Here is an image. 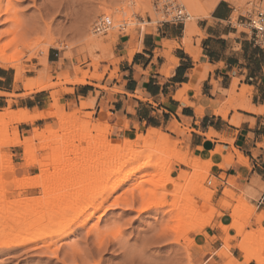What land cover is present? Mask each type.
Listing matches in <instances>:
<instances>
[{"label":"rangeland","instance_id":"374dc122","mask_svg":"<svg viewBox=\"0 0 264 264\" xmlns=\"http://www.w3.org/2000/svg\"><path fill=\"white\" fill-rule=\"evenodd\" d=\"M193 1L202 14H209L208 8L211 6V3L221 0ZM226 1L234 10L231 22L236 27L237 19L250 12L253 6H257L258 4L264 6V0H247L246 2L243 0L239 4L240 6L229 2V0ZM0 3L2 9L9 10V15L0 18V33L15 35L18 30V33L23 37L21 42L14 45L9 51L6 50L7 55L17 56L14 64L19 71L12 68L0 67L11 72L14 92L21 91L23 94L15 96L12 93L5 96L20 100L37 93L35 88L31 89L32 93L29 92L30 90H24L23 85L32 83L43 73L45 84H55L53 88L41 93L49 97L48 104L50 108L54 104L57 105L56 115L58 117H66L67 114L74 112L76 113V121L71 125L80 128L89 124L86 134L88 135L90 144L86 150V154H91L99 147L103 133L106 132V127L109 129V126L107 124H98L92 119V114L84 113L86 109L92 108V105L85 103L87 108L81 109V105L83 104L81 102L78 108L73 105L68 111L67 106L63 104L62 98H65V94L72 93L73 88L82 86L106 91V87L101 85L104 82L109 83L115 78L116 68L112 71L109 69L115 63L113 52L114 46L119 39H130L131 41L136 37V32L143 30L148 23L151 26H156L158 23L164 21L163 14L171 12L169 10L170 5L182 6L184 12L188 14L187 7L182 0H73L74 6L71 11H65L67 0H0ZM124 8L130 13L123 14L122 9ZM99 17H107L112 22L111 28L104 34H94L93 31L94 24ZM203 18L205 17H199L196 23ZM186 22L189 21L187 20ZM74 25H77V27H74ZM122 27L124 28L121 29ZM237 28L241 32L249 33L245 27ZM30 30H34V32ZM197 36L200 37L199 34H196L192 39ZM96 38L104 46L102 50L95 49L89 45L90 41ZM3 40L4 36L0 35V43H3ZM51 41L53 45H49ZM42 50L48 51L46 66H44L42 61L43 57H45ZM18 72H22V78L19 82H14V76ZM64 74L68 81L82 78L86 74L88 76L86 79L87 84L73 85L68 83L60 85L59 83L63 81L60 79H62L61 77ZM233 82L237 83L236 93H238L242 87L238 88L239 82L237 80ZM248 93L250 94V91ZM225 99L218 103L222 104ZM3 111H0V114ZM232 117L237 118L239 124L244 120L238 114L234 115L233 113ZM46 120L49 121L44 124H38L37 127L32 128L30 132L25 133L23 136L19 135L16 129V125L19 124L11 125L6 130L0 132V223L6 220V217H10L8 224H30L36 221L37 212L43 207V205L36 206V200L41 197L40 192L42 190L54 184L52 181H47L40 186H32V180L37 176H40L42 173L49 174L52 171L49 152L47 150H40V148L44 147V142L38 140L33 142L36 152L31 158L24 157L26 147L7 146V143L9 145V142H12L16 137L19 141L32 137L33 132H35L34 130L39 132L46 128L56 129L61 126L58 118H48ZM247 121L253 123L251 120ZM93 127H96L97 130H94ZM179 130L181 132L178 136L169 131L159 130L161 134L168 137L166 148L175 152L177 151L176 153L182 158L185 157L191 161H198L199 159L200 164H202V166L199 165L201 169L198 168L196 171L192 168L181 166L178 162L174 161L165 170V173L168 174H165L164 178L162 177L164 181L162 182V188H153L149 184L143 183L141 189L145 193L148 190H154L158 198L161 200L166 199L167 203L170 204L172 200L170 195L173 194V188L166 184L172 182L174 178H180L183 182L179 184L181 188H174L176 192L179 188L182 189V187H186L187 184L191 183L190 181L193 180L192 178H194V175L196 176L197 172L201 173L198 181H203L202 186L205 189L215 190V194L209 202L210 209L208 208L203 211L202 214L208 216L212 215L215 211H219L222 216L212 220L207 226L203 227L199 234H190L187 238L188 243L183 239L175 240L173 229L176 226L175 221L178 218L171 220L170 217L175 216L177 213L172 206H165L157 210L156 213L147 212L139 218H137L138 216H136L135 212L124 213L122 210L114 209L108 210L105 214L101 212L96 213L86 228L79 230L66 240L56 243L49 250H46L40 244L34 248L31 246L32 248H21L13 252L0 249V264H49L48 260L51 257L42 253L55 250L58 259L63 260L64 264H125L130 259H134L135 264H203L202 248L196 240V237L202 235L205 236L209 243H215V249L208 254V256L214 255L216 259L215 264H230L229 257H233L231 259H235L237 264H240V260H243L241 264H255L243 259V254L237 250V245L241 243V240L245 239H250L249 241H252L251 244L253 243L252 247L256 250L264 247V222L256 224L263 217H260L261 213H257L256 206L250 202V199H255V197L249 193H236L227 187L219 190L216 181L212 177L214 167L212 166L210 171H207L210 161H203L198 156L191 155L187 148L183 147L186 130L181 128ZM147 131L133 134L127 139L113 141L109 130L107 141L111 144H123L125 140L133 141L135 136L146 135ZM174 142H178V144L173 147ZM75 145H78V143H75ZM86 146L87 144L82 142L80 149ZM12 147H19L17 154H20L18 162L20 163V171L22 172L17 173V175H15L16 168L13 173L8 172L9 168L14 167L12 162L13 156L4 151ZM73 157L74 155H71L69 158L72 159ZM28 161H34V165L26 167L25 163ZM93 165L95 163L91 162L89 166L84 168L80 166L75 167V175L87 173L86 170ZM40 167L43 168V172H40ZM152 171L154 170H145L142 174H137L131 180L125 182L109 201L112 202L116 199L125 198L127 193L139 181L148 180L153 173ZM99 175L95 174L92 176V180H90L92 182L97 180ZM119 176L120 174L114 179ZM5 184H11L13 187L5 188ZM227 189L233 193L234 200L231 201L223 195V191ZM82 192H84V189ZM199 197L198 192H192L189 194L188 200H193V198L195 200ZM238 197H241V201L237 200ZM223 200H227L230 204H223ZM108 204H105L104 208H108ZM139 204L140 202L134 208L137 209ZM4 207L10 208L4 210ZM169 211L172 215L168 214ZM12 213L15 214L12 215ZM98 217L100 218L99 222H97ZM233 218L237 223L244 224L245 226L240 227L243 230L241 236L231 241L229 249L226 251L224 250L225 244L222 240L225 237V233L221 227L228 228ZM96 223L105 231V242L112 244V246H110L108 251L98 253L94 258H87L84 254L87 251L86 249H89V244L85 242L84 238L86 237L88 228ZM206 232L209 234L206 235ZM226 234L233 238L236 236V231L230 229ZM166 239L167 242H165ZM191 239L194 242L193 246L190 245ZM186 247H189L188 251ZM262 257L264 258V253ZM50 264L62 263L53 260Z\"/></svg>","mask_w":264,"mask_h":264},{"label":"crops","instance_id":"0c3cea01","mask_svg":"<svg viewBox=\"0 0 264 264\" xmlns=\"http://www.w3.org/2000/svg\"><path fill=\"white\" fill-rule=\"evenodd\" d=\"M233 13L230 4L221 0L208 17L197 21L200 37L192 39L193 47L199 48L196 60L183 49L184 23H148L133 40L121 38L114 46L115 63L109 70L117 71L114 79L101 85L106 91L76 87L62 100L68 111L81 102L92 105L84 113L92 114L98 124H107L113 141L148 129L177 136L179 128L186 130L183 147L213 164L212 177L218 189L252 191L255 199L248 198L264 217V49L252 45L250 33L238 30L245 27L241 18L234 26ZM167 52L176 63L168 60ZM234 80L239 89L249 88V104L259 114L238 110L229 112L225 119L217 115L218 102L225 99ZM189 85L192 89L183 94L185 102L177 101V94ZM12 93L23 94L14 92L11 72L0 68V111L32 113L50 108L49 97L41 92L20 100L5 96ZM233 113L244 119L238 126L231 124ZM47 121L19 123L16 129L23 136ZM17 150L19 147L4 150L13 156L15 175L22 172ZM196 240L202 248L203 264H215L214 255L208 256L215 243H209L204 235Z\"/></svg>","mask_w":264,"mask_h":264},{"label":"bare ground","instance_id":"6f19581e","mask_svg":"<svg viewBox=\"0 0 264 264\" xmlns=\"http://www.w3.org/2000/svg\"><path fill=\"white\" fill-rule=\"evenodd\" d=\"M182 1L187 7L186 10L188 14H190L188 15L189 22H186L184 26V39L182 41V45L184 51L196 60L199 56V48H194L192 45V37L199 33V30L196 27V20L199 17H208V14H202L193 0ZM242 1L243 0H229V2L235 3L236 5H239ZM244 1L246 2L247 0ZM217 3L218 1L212 2L211 6L208 8V12H211ZM137 9L139 10V8ZM122 10L125 15L130 13L125 8ZM8 12V9H2L0 7V18L2 16L9 15ZM105 14L107 15V13ZM75 26L77 27V25H74V27ZM34 30L31 32H34ZM94 37L96 36L94 35ZM49 45H53V42H49ZM89 45L98 50H102L104 48L102 43L98 41L97 38L90 41ZM171 47H168L169 52ZM44 52L43 54H45V57H43L42 61L44 66H46L48 51L45 50ZM169 52L165 53V56L170 62L176 63V61L169 56ZM16 59L17 56L7 55L6 50L0 52V67L12 68L19 71V69L17 70V66L14 64ZM43 76L44 75L42 73L32 83L23 85L24 90H30L29 92H31V89L35 88L36 92L39 93L53 88L55 84H45ZM65 76V74L62 75V79L60 80L63 81L59 83L60 85L68 83L73 85L87 84L86 79L88 76H86V74H84L82 78L74 79V81L71 80L72 82L68 81ZM21 78L22 72L16 73L14 76V82H19ZM236 85V82H232L230 89L226 93V99L218 109L217 115L225 119L229 111L235 112L238 110L251 114H259L260 111L249 104V88L243 86L241 90L236 93ZM190 89H192V85L185 86L183 90L177 94L175 99L180 102H185L183 94ZM0 96H2V94H0ZM85 103L81 105V109L87 108ZM56 109L57 105L54 104L51 108L40 112L33 111L30 113L27 110L13 112L6 109L2 114H0V132L6 130L11 125L19 123H34L48 118H58L61 125L56 129L46 128L39 132L34 130L35 132H33L34 134H32V137L30 138L27 137L22 141H19L16 137L12 142H9V145L7 143V146L26 147L24 157L31 158L36 152L33 142L36 140L44 142V147L40 148V150H47L49 152L52 171L49 174L42 173L40 176H37L34 180H32V186L37 187L47 181H52L54 184L42 190V192H40L41 197L36 200V206L39 207V205H43V207L40 208V211L38 210L39 212H37L36 221L30 224H8L10 217H6V220H3L0 223V249L7 252H13L14 250L21 248H34L40 244L43 248L49 250V248L56 245V243L64 241L70 236L76 234L79 230L86 228L90 221L95 217L96 213L101 212L102 214H105L106 212L104 209L106 208H104V205L110 202V198L121 189L123 184L131 180L137 174H142L148 169L154 170L152 171L153 173L150 178H155L156 182L148 183V180L139 181L137 185L127 193L125 198L116 199L110 202L108 204V210H114L109 208V205L115 201H119V210H122L124 213L135 212L136 216H138L137 218H139L147 212L151 211L156 213L157 210L164 208L165 206H172L175 208L177 213L175 216L170 218L171 220L178 218V220L175 221L176 226L173 229L175 240L178 241L179 239H183L187 243V238L190 234H199L203 227L207 226L212 220L222 216L219 211H215L212 215L208 216L202 214L203 211L208 208L210 209L209 202L215 194V190L205 189L202 186L203 181H198L201 174L199 172H197L196 176L194 175V178H192L193 180L191 179V183L187 184L188 186L186 185V187H182V189H180L181 187L179 186V184L183 182L180 178H174L172 182L166 184L173 188V194L170 195L172 198L170 204L167 203L166 199L161 200L158 198L156 196L157 193L155 194L154 190V192L151 189L145 193L141 189V185L143 183L149 184V186H152L153 188L163 186L162 182L164 181L162 180V177L164 178V175L168 174L165 173V170L174 161L178 162L181 166L192 168L196 171L200 168L199 165L202 166L199 159L198 161H191L185 157H180L176 153L177 151L168 150L166 148L168 137L161 134L159 130L148 129L146 135L135 136L134 140L132 139L133 141L125 140L123 141V144H111L107 141L109 129L106 127V132L103 133L99 147L91 154H86V150L90 144L88 135L86 134L89 124L80 128L75 125H71L76 121V113L71 112L67 114L66 117H58L56 115ZM231 124L238 126V119L232 118ZM93 129L97 130L96 127H93ZM82 142L86 143L87 146L80 149V144ZM75 143H78V145H75ZM174 144L176 146L178 142H174ZM71 155H74L72 159L69 158ZM91 162L95 163V165L90 168L88 167L89 169L86 170L87 173L75 175V167L80 166L84 168L89 166ZM25 165L26 167L34 165V161H28ZM212 166L213 164L209 163L207 171H210ZM14 170L15 167H11L8 172L13 173ZM43 171V168L40 167V172ZM95 174L100 175L97 180L92 182L91 178ZM118 174H120V176L114 179ZM1 186L3 185L1 184ZM4 187L9 188L13 187V185L5 184ZM178 187L180 188L175 192L174 188ZM83 189L84 192H82ZM192 192H198L200 197L195 200L194 198L193 200H188L189 194ZM246 193L251 194L252 191L249 190ZM223 195L231 201L234 200L233 193H231L228 189L223 191ZM237 200L241 201V197H238ZM138 202H140V204L137 209H135L134 206ZM222 203L227 205L230 204L227 200H223ZM147 205L151 206L148 207ZM142 207H144V211L140 210ZM8 208L10 207H4L3 209L6 210ZM14 214L12 213V215ZM168 214L172 215L170 211ZM234 218L228 228H223L224 226L221 227L222 231L225 233V237L222 240L225 244L224 250L226 251L229 249V243L241 236L243 230L240 227L245 226L244 224L237 223ZM263 220L264 217L259 219L256 224H260ZM99 221L100 218L98 217L97 222ZM230 229L236 231V236L233 238L226 234ZM104 232L105 231L100 228L98 223L91 225L88 228V232L84 238L85 242L89 244V249H86L87 251H85L84 254L87 258H94L98 253L106 252L109 250L110 246H112V244L105 242ZM193 239H191L190 242L191 246L194 245V242H192ZM249 240H241V243L237 245V250L243 254V259L255 264H264V258L262 257L264 247L260 250H256L252 247V241L250 242ZM162 241L164 242V240ZM165 242H167V239ZM188 248L186 249L187 251ZM42 254L51 257L48 260L49 264L53 260L64 264L63 260L58 259L56 250L50 252L46 251ZM231 258L229 257V263L237 264V261ZM133 260L130 259L125 264H135Z\"/></svg>","mask_w":264,"mask_h":264},{"label":"built area","instance_id":"2783aa9c","mask_svg":"<svg viewBox=\"0 0 264 264\" xmlns=\"http://www.w3.org/2000/svg\"><path fill=\"white\" fill-rule=\"evenodd\" d=\"M167 14H163L165 20L161 23H184L189 19L188 14L184 12L183 7L179 5L169 6ZM243 20L245 28L249 31L251 37V43L254 47L264 49V6L258 4L253 6L250 12L245 16H240ZM112 26L111 20L107 17H99L93 27L94 34H104ZM122 27L121 29H123Z\"/></svg>","mask_w":264,"mask_h":264},{"label":"snow or ice","instance_id":"6c2138e0","mask_svg":"<svg viewBox=\"0 0 264 264\" xmlns=\"http://www.w3.org/2000/svg\"><path fill=\"white\" fill-rule=\"evenodd\" d=\"M74 3L73 0H67V3L65 4V11H71V9L73 8ZM0 35L4 36V40L3 43H0V52H3L5 50H10L14 45H17L22 39V35H20L18 33L17 30V34L13 35L11 33H0ZM148 183H155V178H149ZM148 207H150L151 205H147ZM109 208L111 209H119L120 208V203L119 201H115L113 203H111L109 205ZM141 211H144V207H142L140 209ZM105 212L108 211V208L104 209ZM107 218V217H106Z\"/></svg>","mask_w":264,"mask_h":264}]
</instances>
